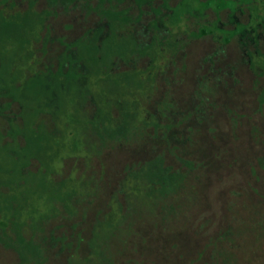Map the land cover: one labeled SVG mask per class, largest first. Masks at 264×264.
<instances>
[{"label": "rangeland", "instance_id": "374dc122", "mask_svg": "<svg viewBox=\"0 0 264 264\" xmlns=\"http://www.w3.org/2000/svg\"><path fill=\"white\" fill-rule=\"evenodd\" d=\"M165 1L136 5L135 0H87L86 4L81 0L75 4L70 0H0V195L4 196L0 209L6 210L0 215V264H31L19 263V237L4 230L9 222L19 226V219L33 223L47 214L49 193L61 185L72 187L82 173L75 167L84 165V160L89 164L84 165L83 175L103 179L104 191L113 193L125 184V166L137 157L110 144L100 150L102 134L124 132L125 123L135 120L163 126L166 118L171 124L182 121L188 115L164 116L166 111L158 108L163 79L166 75L168 81L172 79L166 86L173 90L175 80L184 79L182 69L189 74L185 76L188 89L183 86L186 94L199 80L215 85L209 96L198 100L194 94L188 96L189 111L202 102L206 111L207 105L213 110L188 116L192 122L182 125L183 134L189 127L187 134L194 136L190 139H196V130L205 139H220L225 153L245 155L238 161L245 187L231 180L224 191L223 223L229 235L218 238L207 253L201 245L200 251L185 256L175 253L181 256L176 260L264 264V156L262 160L249 156L252 146L246 137L248 128H256L264 142V0H200L201 12L193 20L203 19L208 29L195 35L187 64L169 46L175 35L180 38L183 27L187 32L193 27L188 18L183 27L182 19L170 21L173 5ZM110 7L114 12L106 15ZM224 31L227 36L220 37ZM49 42H57L60 64L55 61L57 53L46 59ZM83 57L86 67L75 75L68 65ZM170 62L176 68L168 67ZM176 71L183 77L175 78ZM119 81L124 85L121 91ZM218 111L224 125L202 127L204 118ZM34 124L45 133L40 141H28L27 131ZM177 129L182 133L180 124ZM215 156L217 161L225 159ZM223 173L216 175L220 178ZM24 192L27 199L19 217L16 205L19 193Z\"/></svg>", "mask_w": 264, "mask_h": 264}, {"label": "trees", "instance_id": "16d2710c", "mask_svg": "<svg viewBox=\"0 0 264 264\" xmlns=\"http://www.w3.org/2000/svg\"><path fill=\"white\" fill-rule=\"evenodd\" d=\"M70 1L75 4L74 1L80 0ZM86 1L81 0V4H86ZM114 1L118 3V0ZM152 1L154 0H135V4ZM166 1L173 5L169 15L170 21L182 19L183 27L185 19L188 18L191 22L189 27L194 28H189L187 32V27H183L184 32L180 30L182 37L177 38L175 35L169 46L177 51L178 58L184 59L187 64V59H191L192 56H189L195 47L192 42L197 40L195 35L201 33L202 29H208L203 27V19L193 20L194 17L198 18L197 14L201 12V2ZM116 10L121 16L120 19L125 21L117 7ZM84 11L86 13V9ZM109 11L114 12V9L110 7L105 11L106 15ZM200 15L203 16V13ZM227 33L224 31V34L219 36L225 37ZM186 43L189 45L185 46ZM47 45L50 46L46 49V59L49 60L57 53L55 61L60 64L62 56L57 49V42H49ZM59 45L61 46L60 43ZM85 57L68 65L75 75L79 70V74L83 73L86 67ZM168 67L176 68V65L170 62ZM183 70L184 79L175 80L173 85L176 84V87H173V90L166 86L167 75L166 79H163L164 87L159 91V110L166 111L164 116L167 114L173 118L178 115L192 117L203 112L210 113L213 108L207 105L206 111L202 108L203 102L189 111L188 96L194 94L197 100L201 95L209 96L215 92V85L213 87L212 82L199 80L197 86L192 87L191 93L186 94L185 90L189 84L185 78L187 71L184 73ZM182 73L176 71L175 78H182ZM171 81L172 79H169L168 82ZM119 83L122 84L121 81ZM183 86H187L185 90ZM123 88L122 84L119 91ZM188 116L173 124L165 117L168 122L166 126L135 120L130 124L125 123L122 129L124 132L115 131L111 135L103 133L102 137L105 138L100 143V150L106 145L107 148L110 147V144L112 149L137 157L125 166V184H121L113 193L104 191L103 179L84 176V165L89 162L80 161L84 164H81L82 169L77 166L75 168H78L77 173H82L77 176L73 186L68 189L61 185L49 193L51 209L47 214L33 223L30 219L25 222H20L19 219V226L9 222V228L4 230L5 234L19 237V263L31 261V264H185L183 260H176L181 256H175V253L182 252L185 253L182 256H185L194 250L200 251L201 245L207 248V253L210 245L218 238L227 237V225L223 223L226 220L224 191H227L231 180L245 187L238 163L242 159L240 157L245 158V155L225 153L220 139H205L204 134H199L196 130L193 132L196 139H190L191 135L187 134L190 133L189 127L184 135L182 125L185 123L189 126L192 122L191 118L187 119ZM222 116L221 111H218L210 115L208 120L204 118L202 127L210 124L223 126ZM179 124L182 133L177 129ZM234 124L232 122L231 132L234 130ZM248 129L246 137L252 146L249 156L262 160L264 142L261 141L256 128ZM42 130L40 125L34 124L27 131L28 141L42 140L45 137ZM215 155L225 159L217 161ZM22 165H19V170ZM220 172L224 173L219 178L216 173ZM26 180L27 178L19 180V185ZM241 189L247 191V187ZM3 197L0 195V206ZM26 199L25 192L19 193V204L16 205L19 207V217ZM5 211L0 209V215L3 216ZM8 211L14 213L12 210ZM54 248L56 253L51 254Z\"/></svg>", "mask_w": 264, "mask_h": 264}]
</instances>
